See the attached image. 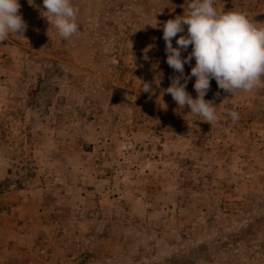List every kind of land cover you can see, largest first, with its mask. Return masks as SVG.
<instances>
[{"label": "rangeland", "instance_id": "374dc122", "mask_svg": "<svg viewBox=\"0 0 264 264\" xmlns=\"http://www.w3.org/2000/svg\"><path fill=\"white\" fill-rule=\"evenodd\" d=\"M190 2L71 0L63 39L19 0L24 37L0 42V264H264V87L212 79V126L164 92L163 24ZM214 7L264 25V0Z\"/></svg>", "mask_w": 264, "mask_h": 264}, {"label": "clouds", "instance_id": "9594fccd", "mask_svg": "<svg viewBox=\"0 0 264 264\" xmlns=\"http://www.w3.org/2000/svg\"><path fill=\"white\" fill-rule=\"evenodd\" d=\"M33 4V0L32 3ZM47 23L55 27L63 39L78 32L79 9L71 0H43ZM19 0H0V42L9 34L23 36L27 23L20 13ZM189 11L169 19L163 24L166 63L174 70L170 85L164 92L170 94L178 107L187 106L191 115L200 116L203 122L214 125L219 116L213 101L205 100L210 90V81L215 79L218 88L230 95L237 90L251 92L264 87V25H259L241 11L220 13L214 7V0H191ZM176 47L173 46V38ZM191 52L182 57V52ZM191 73L185 74V64ZM195 77L196 98L186 90L189 80ZM183 81V82H181ZM143 92H151V86L143 83ZM219 96V92L216 93ZM232 121L239 119V113L230 111Z\"/></svg>", "mask_w": 264, "mask_h": 264}, {"label": "built area", "instance_id": "2783aa9c", "mask_svg": "<svg viewBox=\"0 0 264 264\" xmlns=\"http://www.w3.org/2000/svg\"><path fill=\"white\" fill-rule=\"evenodd\" d=\"M215 97H216L215 91L213 89H210L208 93L206 94L205 99L209 101H213Z\"/></svg>", "mask_w": 264, "mask_h": 264}]
</instances>
